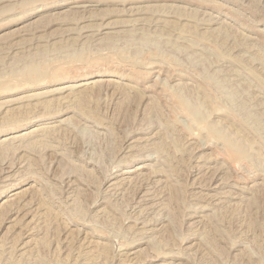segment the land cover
Masks as SVG:
<instances>
[{"label":"rangeland","instance_id":"rangeland-1","mask_svg":"<svg viewBox=\"0 0 264 264\" xmlns=\"http://www.w3.org/2000/svg\"><path fill=\"white\" fill-rule=\"evenodd\" d=\"M0 264H264V0H0Z\"/></svg>","mask_w":264,"mask_h":264},{"label":"bare ground","instance_id":"bare-ground-1","mask_svg":"<svg viewBox=\"0 0 264 264\" xmlns=\"http://www.w3.org/2000/svg\"><path fill=\"white\" fill-rule=\"evenodd\" d=\"M145 41V40H144ZM143 44H145V42L143 43ZM152 45H153V43H152ZM157 45V44H156ZM146 46H147V44H146ZM143 47H145L144 45H143ZM38 69H40V68H32L31 66H28L27 68H26V70H25V73L27 74V75H30V74H32L33 73V75H34V73L35 72H37L36 70H38ZM24 74V73H23ZM206 77V76H205ZM207 80V79H206ZM209 83V81H206V83ZM211 85V84H210ZM212 86V85H211ZM178 91V90H177ZM227 92V94L229 95V97L232 99V101H233V99H234V96H235V93L233 92V91H226ZM171 95V94H170ZM210 96V95H209ZM208 96V97H209ZM177 97H178V99H179V102H180V104L183 106V108H188V109H190L191 110V108H192V105L190 104V99L191 98H189L184 92H181V91H178L177 92ZM211 97V96H210ZM228 97V96H227ZM226 97V98H227ZM193 99V98H192ZM230 99V100H231ZM194 100V99H193ZM192 100V101H193ZM177 101V100H176ZM178 102V103H179ZM195 102V101H194ZM212 102V101H211ZM205 103H207V101L206 100H202V99H198L197 101H196V104H197V107L198 106H200V107H203V105L205 104ZM213 103V102H212ZM193 104V103H192ZM177 105V104H176ZM180 105V108L182 107ZM245 105H246V103H245ZM178 107H179V104H178ZM249 111V110H248ZM246 112V117H247V119L249 120V121H251V122H253V124H254V121L255 120H253L254 119V115L252 116L249 112ZM187 112V111H186ZM188 114V113H187ZM206 116V115H205ZM204 116V117H205ZM209 116V115H208ZM189 118V117H188ZM256 122V121H255ZM259 123V122H258ZM255 125V124H254ZM210 126V125H209ZM215 126V125H214ZM257 127H260V123L259 124H257ZM38 131V130H37ZM40 131V130H39ZM28 133V132H27ZM33 133V132H32ZM41 133V132H40ZM23 134H24V132H23ZM25 134H26V132H25ZM27 135V134H26ZM37 135V134H36ZM23 136H25V135H23ZM236 155V154H235ZM237 156V155H236ZM238 157V156H237ZM246 157V156H245ZM250 157V156H249ZM237 159V158H236ZM239 159V158H238ZM255 159H257V158H255Z\"/></svg>","mask_w":264,"mask_h":264}]
</instances>
